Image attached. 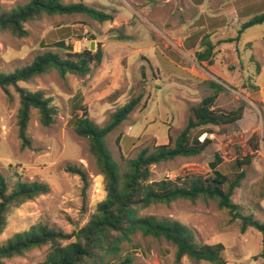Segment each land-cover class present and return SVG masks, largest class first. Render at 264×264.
<instances>
[{
    "label": "rangeland",
    "instance_id": "obj_1",
    "mask_svg": "<svg viewBox=\"0 0 264 264\" xmlns=\"http://www.w3.org/2000/svg\"><path fill=\"white\" fill-rule=\"evenodd\" d=\"M29 1L0 0V10L8 12ZM80 2L105 14L113 16L117 13L118 19L128 21L129 27H119L117 23L112 24L115 28L107 31L109 24L106 22L98 23L86 15L71 14L43 15L26 23L28 36L22 39L0 30V73L3 74L28 66L45 52L64 59L67 52L56 46L60 42L72 53L89 50L94 42L91 52H95L97 48L103 51L105 40L124 34L131 37L123 40L121 45L106 43V61L91 64L88 75L84 77L66 75L62 79L56 70L50 69L44 75L18 84L19 88L30 92L43 91L58 109L56 121L50 127H43L37 112H31L27 127L31 149H20L16 127L18 93L10 87L6 95L0 89V175L6 180L9 191L19 180L38 182L49 189L46 195L10 210L6 227L0 235V245L37 224L69 234L82 228L96 206L105 199L103 178L89 152V143L77 137L73 130L72 117L81 107L87 109L94 127L102 128L115 111L133 98L140 99L128 118L105 139L113 160L123 168L144 148L151 151L156 146L170 145L169 137L172 141L170 146H173L192 117L191 109L213 93L210 83L222 87L214 107L229 112L242 106V119L233 124L208 125L191 130L190 144L195 139L200 142L209 140L210 144L197 156L177 157L152 166L150 180L207 178L212 176V171L219 170L233 181L241 171L244 176L233 191L231 203L238 207L241 216L264 225V110L253 98L256 89L252 79L259 64L247 46L249 43L260 46L264 24L243 32L237 47L239 50L225 52L223 62L228 65V70L231 68L235 81L226 84L209 76L208 81L191 82L186 80L188 75L184 69L200 63L195 58L189 61L186 49L181 47L178 51L172 41L178 34L198 30V24L194 25L196 14L186 7L183 0H61L64 5ZM119 48L120 51L134 52L122 65L118 63ZM138 50L152 58L150 65L141 62ZM175 77L179 80L176 81ZM246 156H252L251 163L237 169L235 161L241 162ZM215 157L220 161L214 167ZM67 167L82 169L87 174L85 208L80 178L66 172ZM227 188L228 183L222 187L224 191ZM139 215L186 226L198 245H222L221 257L228 264L236 261L252 263L262 251V234L252 227L243 232L241 220L235 217V212L220 210L213 201L179 199L169 205L154 204ZM47 250L48 246L33 249L4 262L37 264L44 260ZM124 257H129L131 264H206L188 257L176 261L172 244L163 239L143 237L140 233L121 245L120 258Z\"/></svg>",
    "mask_w": 264,
    "mask_h": 264
},
{
    "label": "trees",
    "instance_id": "obj_2",
    "mask_svg": "<svg viewBox=\"0 0 264 264\" xmlns=\"http://www.w3.org/2000/svg\"><path fill=\"white\" fill-rule=\"evenodd\" d=\"M71 14L86 15L98 23L113 21L111 14L89 8L83 2L64 5L61 0H30L27 4L8 12L0 10V30L22 39L28 36L25 29L26 23L40 19L43 15ZM262 24H264V13L245 22L233 39L212 44L209 36H204L194 55L195 60L212 66L216 56L221 52V44L236 42L245 30ZM56 46L67 52L64 59L51 52H45L24 68L15 70L11 74L0 73V89L8 95V89L14 88L19 96L16 127L21 150L32 147L31 139L27 135L31 112L33 110L37 112L39 123L43 127H50L56 121L58 109L43 91L30 92L19 88L18 84L44 75L50 69L56 70L62 79L66 75L84 77L88 75L91 64H100L102 61V51L99 48L95 52L86 49L80 53H72L64 43L60 42ZM247 46L251 47V44ZM210 87L213 93L191 109L192 117L188 119L173 146H170L172 141L169 137L170 145L156 146L151 151L144 148L134 159L128 160L123 168L113 160L106 148L105 139L128 118L140 99L133 98L115 111L109 122L102 128L94 127L88 118L87 109L85 106L81 107L72 117L73 130L77 137L86 139L89 143V152L96 160L99 173L103 178L105 199L96 206L95 212L82 228L69 234L45 224H37L26 232L15 234L6 243L0 245V264H5V260L22 256L30 250L46 246H48L47 254L44 260L37 264H131L132 260L129 257L120 258L121 245L130 242L131 237L137 233L143 237L163 239L172 244L175 247L176 261L188 257L195 262L206 264H228L221 257L222 245H198L192 231L186 226L169 220L157 221L139 215L154 204L169 205L179 199L191 202L213 201L218 209L235 212V217L241 220L243 232L247 227H252L262 234V251L254 260L264 257V225L249 217L241 216L238 207L231 203V196L243 179V172L240 171L233 181H229L227 176L219 170L212 171V176L207 178L186 177L184 180L158 182L150 180L152 166L173 161L177 157L197 156L210 144L209 140L200 142L198 139L190 144L191 130L208 125L233 124L242 119L244 112L242 106L229 112H222L215 108L214 105L222 87L216 83H210ZM253 150L256 151V148L253 147ZM251 159L252 156H246L241 162L236 160L234 164L237 169H241L242 166L249 165ZM219 161L215 157L213 166L215 167ZM66 172L79 176L85 208V196L88 189L87 174L75 167H67ZM227 183L228 188L224 191L222 187ZM48 192L49 189L44 184L21 180L9 191L6 180L0 175V235L6 227L10 210L44 196Z\"/></svg>",
    "mask_w": 264,
    "mask_h": 264
},
{
    "label": "crops",
    "instance_id": "obj_3",
    "mask_svg": "<svg viewBox=\"0 0 264 264\" xmlns=\"http://www.w3.org/2000/svg\"><path fill=\"white\" fill-rule=\"evenodd\" d=\"M183 2L186 4L188 9L195 12L196 18L194 25L196 26V23L198 24V30H196V32L186 31L181 35L178 34L172 38V41L178 51H180L181 47L186 49L188 55H190L189 61L191 58H194L195 53L199 49L200 41L204 36H209V40L212 44L233 39L237 36V32L245 22L256 15L264 13V0H183ZM113 17L112 22H106L109 24L107 31L115 28L112 27V24L117 23L119 27H123L124 25L125 27H129L128 21L118 19L117 13H114ZM119 27L117 26L116 29ZM191 29L192 27H190V30ZM241 35L236 42L223 43L220 45L221 52L216 56L215 62L212 66H208L206 63L202 62L200 65H196L197 67L194 65L196 68L192 67L184 69L188 75L186 80L191 82H204L208 81L210 76L214 79H219L226 84H228V82L231 83L233 80L235 81V77L233 78L230 73L231 68L228 70V65L226 66L223 59H226L224 56L225 52L228 50H239L237 47L240 42ZM130 38L131 37L128 34H124L122 37L109 41L105 40V42L102 43L103 57L100 64L105 62L107 58V53L105 51L106 43L112 42L116 45H121L123 40ZM249 44H251L249 50H251L252 56L255 57L256 63L259 64L257 72L252 79V82L257 89L253 98L256 102L260 103L264 110V38L259 42V47H256L253 43ZM157 49L159 48L157 47ZM118 51L120 52V59L118 63L121 65L126 61V58L129 55L134 53L126 52V50L120 51V48ZM138 51L141 53V62H146L150 65V60H152V58L143 53L142 50ZM165 58L168 59L167 56H165ZM168 60L171 63H174L173 60ZM155 67L158 68V66ZM175 80L178 81L179 78L175 77Z\"/></svg>",
    "mask_w": 264,
    "mask_h": 264
},
{
    "label": "built area",
    "instance_id": "obj_4",
    "mask_svg": "<svg viewBox=\"0 0 264 264\" xmlns=\"http://www.w3.org/2000/svg\"><path fill=\"white\" fill-rule=\"evenodd\" d=\"M206 135H204L205 137ZM231 264H264V257L258 259V260H254V262L252 263H243V262H232Z\"/></svg>",
    "mask_w": 264,
    "mask_h": 264
},
{
    "label": "water",
    "instance_id": "obj_5",
    "mask_svg": "<svg viewBox=\"0 0 264 264\" xmlns=\"http://www.w3.org/2000/svg\"><path fill=\"white\" fill-rule=\"evenodd\" d=\"M94 47H95V43L92 42V43L90 44L89 51H93V50H94Z\"/></svg>",
    "mask_w": 264,
    "mask_h": 264
}]
</instances>
